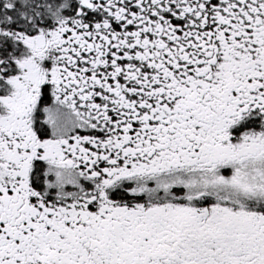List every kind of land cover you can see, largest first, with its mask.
Wrapping results in <instances>:
<instances>
[{
    "label": "snow or ice",
    "instance_id": "1",
    "mask_svg": "<svg viewBox=\"0 0 264 264\" xmlns=\"http://www.w3.org/2000/svg\"><path fill=\"white\" fill-rule=\"evenodd\" d=\"M0 264H264V0H0Z\"/></svg>",
    "mask_w": 264,
    "mask_h": 264
}]
</instances>
